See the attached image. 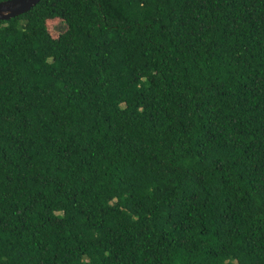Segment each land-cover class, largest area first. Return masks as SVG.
<instances>
[{
  "label": "trees",
  "instance_id": "16d2710c",
  "mask_svg": "<svg viewBox=\"0 0 264 264\" xmlns=\"http://www.w3.org/2000/svg\"><path fill=\"white\" fill-rule=\"evenodd\" d=\"M0 264H264V0L0 20Z\"/></svg>",
  "mask_w": 264,
  "mask_h": 264
},
{
  "label": "water",
  "instance_id": "95a60500",
  "mask_svg": "<svg viewBox=\"0 0 264 264\" xmlns=\"http://www.w3.org/2000/svg\"><path fill=\"white\" fill-rule=\"evenodd\" d=\"M40 0H7L0 2V20H8L29 11Z\"/></svg>",
  "mask_w": 264,
  "mask_h": 264
},
{
  "label": "rangeland",
  "instance_id": "374dc122",
  "mask_svg": "<svg viewBox=\"0 0 264 264\" xmlns=\"http://www.w3.org/2000/svg\"><path fill=\"white\" fill-rule=\"evenodd\" d=\"M47 25V29H48V33L51 37L56 38L59 32V21L54 19V20H49L46 23Z\"/></svg>",
  "mask_w": 264,
  "mask_h": 264
}]
</instances>
